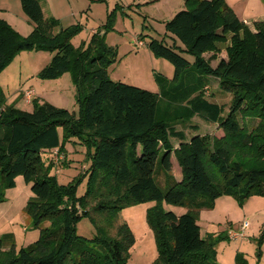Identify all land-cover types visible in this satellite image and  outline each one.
Returning <instances> with one entry per match:
<instances>
[{
	"label": "trees",
	"instance_id": "16d2710c",
	"mask_svg": "<svg viewBox=\"0 0 264 264\" xmlns=\"http://www.w3.org/2000/svg\"><path fill=\"white\" fill-rule=\"evenodd\" d=\"M19 2L33 28L23 36L0 19V72L22 50L49 51L51 59L38 76L53 79L71 70L80 109L73 117L65 108L32 98L34 107L28 111L6 104L0 92V202L21 175L33 195L25 212L39 228L37 240L19 249L0 236V264H124L133 234L121 209L145 201L155 202L147 211L158 250L155 264H216L212 239L201 235L198 210L212 207L221 195L239 203L252 194L264 195V21L255 22L252 31L224 0H184L164 23V35L172 42L165 37L146 42L173 66L170 81L155 76L159 92H154L112 80L107 73L117 54L105 42L115 9L102 25L103 35L95 32L87 44L75 47L71 39L81 30L79 24L55 31L58 20L44 17L38 0ZM221 46L227 58L213 66L214 56L204 54ZM209 77L231 94L225 114L222 104L205 95ZM195 115L217 124L223 135L186 138L175 129ZM246 119L257 120L251 135L243 125ZM75 136L86 146L90 162L79 208L69 189L49 176L52 149L66 156L65 142ZM249 136L259 142L251 150ZM239 149L253 152L256 163L245 166L234 158ZM43 151L49 154L47 166ZM172 155L181 171L178 181L170 173ZM160 173L165 190L155 179ZM164 204L186 212L177 214ZM83 215L94 220V238L75 233V221ZM260 232L264 238V225Z\"/></svg>",
	"mask_w": 264,
	"mask_h": 264
},
{
	"label": "rangeland",
	"instance_id": "374dc122",
	"mask_svg": "<svg viewBox=\"0 0 264 264\" xmlns=\"http://www.w3.org/2000/svg\"><path fill=\"white\" fill-rule=\"evenodd\" d=\"M80 1L85 0H77L76 3ZM96 1V4L92 6L91 20L88 24L89 27L95 28L104 21L105 15L104 4ZM106 2L111 8L116 2L126 6L132 4L134 8L126 10L127 15L119 13L116 30L111 31L107 36V44L117 49L115 60L107 67L108 75L112 80L159 92L155 76L159 75L170 81L173 66L166 59L155 56L147 48L146 42L150 37L157 39L165 37L166 42H172L171 37L164 35L163 21L165 18H170L173 11L183 4L184 0H106ZM9 3L12 11L20 9L19 0H10ZM150 24L154 29L150 28ZM81 31L72 39L75 46H78L79 40L85 37V32L81 33ZM137 38L142 41L141 44L138 43ZM183 55L192 60L191 55L186 53ZM211 55L214 58H210ZM51 56V52L35 48L18 52L0 72V92L5 98L16 95V98L22 99L17 108L31 111L34 107L31 102L33 94L30 96L29 103H26L24 94L26 88H31L34 90V99L37 103L47 101L56 107L69 110L73 117H77L80 109L77 98L78 88L71 70L53 79H42L38 76V72L50 61ZM204 56L211 59V65H215L220 58H227L226 50L222 46L219 51L206 52ZM205 95L210 100L222 104L223 114L226 113L231 94L223 92L218 87L216 79L209 77ZM238 118L243 122L240 116ZM256 124L255 119H246L243 123L249 135L256 128ZM174 127L176 130L183 131L186 138L193 133L207 138H219L223 135V131L217 124L209 123L196 115L187 122L175 124ZM256 138L252 139L249 136V143L253 146L249 145L250 150L259 143ZM172 143L177 142L172 139ZM64 148L66 156L62 154V159L55 161L52 156L53 166L49 170V176L54 177L58 185L69 189L72 195L70 200L74 199L76 207L79 208L88 182V177L84 173L90 163L86 156L87 149L77 136L65 142ZM253 154V152L250 154L248 151L239 149V153H235L236 156L233 157L248 166L256 163V157ZM41 157L47 166L48 152L43 151ZM170 173L174 177L181 176L175 157H173ZM155 179L161 189L167 188L164 185V174H158ZM220 179L221 177L218 176V180ZM15 183L14 187L8 188L7 196L4 195V200L0 202V236L5 235L4 242L8 244L13 242L15 248L19 249L37 240L39 228L33 226L31 218L25 212L29 196H33L29 185L24 182L21 175L16 177ZM14 196H16L15 200L12 199ZM67 199L65 195V200ZM241 203L232 195H221L214 201L212 207H203L198 210L197 221L201 235L207 240L212 239L210 253L213 252L216 264H264V238H261L260 232L264 225V195L252 194ZM154 205V201H145L127 205L121 209V214L133 234V241L126 250L124 264H155L158 260L155 238L147 222V211ZM164 205L166 209H171L177 214L186 212L184 207ZM243 221H248L249 224L243 235L232 238L231 233L238 231ZM46 225L48 220L41 224L42 227ZM75 233L86 239L94 238L97 233L94 220L90 216H81L75 221Z\"/></svg>",
	"mask_w": 264,
	"mask_h": 264
},
{
	"label": "crops",
	"instance_id": "0c3cea01",
	"mask_svg": "<svg viewBox=\"0 0 264 264\" xmlns=\"http://www.w3.org/2000/svg\"><path fill=\"white\" fill-rule=\"evenodd\" d=\"M38 1L40 3L44 17H53L58 20V26L55 28V31H57L60 27H67V26L75 25V24L80 25L81 30H82L81 33L85 32V37L79 40V45L82 42L87 44L91 36L95 32H98L99 35L104 34V29L102 28V25L105 23L107 15L113 9H115V20L113 24V30H116L117 28L116 25L118 22L119 13L123 15H127L126 10L134 9L132 4H129L128 6H126L124 4H119L117 2L111 8L110 4L106 2V0H97V1L96 0H85V1H80V3L79 2L76 3L77 0L75 1L74 0L73 1L71 0H38ZM95 1L98 3L104 4L105 6L104 7V14H105L104 21L100 20L101 22L100 24L96 26V28L93 26H90V27L88 26L91 20L90 18L92 15V6L96 4ZM224 1L235 12L238 18L242 20L252 31L255 30L254 29L255 22L264 21V0H224ZM9 2L10 0H0V19L5 20L12 28H14L21 35L30 33L33 26L29 22L27 17L24 15L21 9V6L19 9L20 11L17 9L14 12L11 10L10 8L11 5H9L10 4ZM182 5L184 4H181L180 6H178V8H176L173 11V13L171 14V17L176 11L181 9ZM168 19L169 18H165V21ZM165 21H163V23H165ZM149 26L151 29H154L153 25L150 24ZM111 31L105 33V42H106L108 34ZM167 36L169 35L167 34ZM72 39H71V42H72ZM72 44L75 46L74 43ZM78 46H75V47H78ZM109 46H112V45H109ZM26 89H31V88H26ZM31 90L33 91V98H34L35 96L34 90L33 89ZM18 99L20 98H16V95H13L10 98H6V104H14L16 107H18L19 103H21V100H22V99L20 100ZM26 103H29V102L26 100ZM177 144L178 143L174 145L176 146ZM173 157L174 156L172 155L171 156L172 165H173ZM174 178L178 181L180 180L181 176L174 177ZM8 192H9V189H6L4 191V195L7 196ZM12 199L15 200L16 196H14ZM164 208H165V205H164Z\"/></svg>",
	"mask_w": 264,
	"mask_h": 264
},
{
	"label": "built area",
	"instance_id": "2783aa9c",
	"mask_svg": "<svg viewBox=\"0 0 264 264\" xmlns=\"http://www.w3.org/2000/svg\"><path fill=\"white\" fill-rule=\"evenodd\" d=\"M137 40H138V43H139V44L142 43V41H141L140 39L137 38ZM24 94H25V96H26V97H25L26 100L29 102L30 96L33 94V91L30 90V89H26V90L24 91ZM52 156H53V158H54L55 161L62 159V154L59 153L57 149H52ZM248 225H249V224H248V221H243L242 224L240 225L238 231H234L233 233H231L230 236H231L232 238H235V237L238 236V235H243V232H244V230L248 227Z\"/></svg>",
	"mask_w": 264,
	"mask_h": 264
}]
</instances>
